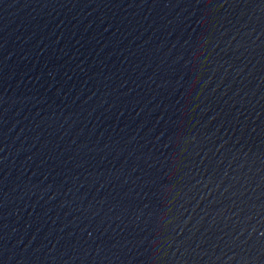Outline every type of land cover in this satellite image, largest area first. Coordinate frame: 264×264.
I'll return each instance as SVG.
<instances>
[{"label": "water", "instance_id": "obj_1", "mask_svg": "<svg viewBox=\"0 0 264 264\" xmlns=\"http://www.w3.org/2000/svg\"><path fill=\"white\" fill-rule=\"evenodd\" d=\"M0 264H264V0H0Z\"/></svg>", "mask_w": 264, "mask_h": 264}]
</instances>
